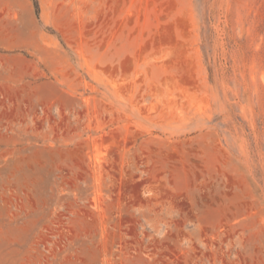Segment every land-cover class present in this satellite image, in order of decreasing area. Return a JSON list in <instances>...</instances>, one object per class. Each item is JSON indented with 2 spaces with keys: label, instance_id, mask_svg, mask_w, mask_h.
Masks as SVG:
<instances>
[{
  "label": "rangeland",
  "instance_id": "rangeland-1",
  "mask_svg": "<svg viewBox=\"0 0 264 264\" xmlns=\"http://www.w3.org/2000/svg\"><path fill=\"white\" fill-rule=\"evenodd\" d=\"M0 0V264H264V0Z\"/></svg>",
  "mask_w": 264,
  "mask_h": 264
},
{
  "label": "trees",
  "instance_id": "trees-1",
  "mask_svg": "<svg viewBox=\"0 0 264 264\" xmlns=\"http://www.w3.org/2000/svg\"><path fill=\"white\" fill-rule=\"evenodd\" d=\"M34 1V6H35V9H36V13L38 12V4H37V1L36 0H33Z\"/></svg>",
  "mask_w": 264,
  "mask_h": 264
}]
</instances>
